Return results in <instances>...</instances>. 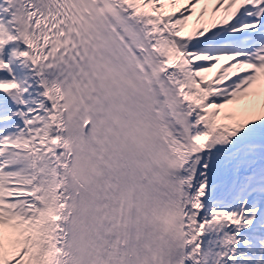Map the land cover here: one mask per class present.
<instances>
[{
  "label": "snow or ice",
  "instance_id": "snow-or-ice-1",
  "mask_svg": "<svg viewBox=\"0 0 264 264\" xmlns=\"http://www.w3.org/2000/svg\"><path fill=\"white\" fill-rule=\"evenodd\" d=\"M0 264H264V0H0Z\"/></svg>",
  "mask_w": 264,
  "mask_h": 264
}]
</instances>
